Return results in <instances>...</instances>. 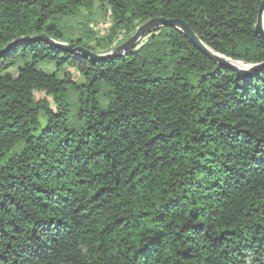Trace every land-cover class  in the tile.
I'll return each mask as SVG.
<instances>
[{
    "label": "trees",
    "instance_id": "1",
    "mask_svg": "<svg viewBox=\"0 0 264 264\" xmlns=\"http://www.w3.org/2000/svg\"><path fill=\"white\" fill-rule=\"evenodd\" d=\"M261 3L0 0V51L41 35L109 51L165 17L260 64ZM0 264H264V67L242 75L174 27L99 62L38 40L3 53Z\"/></svg>",
    "mask_w": 264,
    "mask_h": 264
},
{
    "label": "water",
    "instance_id": "2",
    "mask_svg": "<svg viewBox=\"0 0 264 264\" xmlns=\"http://www.w3.org/2000/svg\"><path fill=\"white\" fill-rule=\"evenodd\" d=\"M161 27H174L180 30L192 43H194V45L198 47L199 50L204 52L207 56L219 62L221 65L226 66L234 71H237L242 75L250 74L251 72L257 71L264 67V62L260 64H248L245 62H240L237 60L226 58L225 56L217 53L208 45H206L198 37V35L193 31V29L188 25L186 21L178 18L168 19L165 17L152 18L144 22L139 27H137L136 31L129 39H127L125 42L120 44L118 47H116L113 51L109 53L99 54L84 46L77 45L76 43L61 42L46 35H41L39 37L26 36L9 43L5 49H2L0 51V56L19 43L38 40V41H45L47 43L55 45L64 51L73 54H79L83 57L89 58L91 61L99 62L111 58L113 56H116L118 54H125L131 51L134 47H136V45L146 34ZM255 30L264 45V0H262V3L258 11Z\"/></svg>",
    "mask_w": 264,
    "mask_h": 264
},
{
    "label": "rangeland",
    "instance_id": "3",
    "mask_svg": "<svg viewBox=\"0 0 264 264\" xmlns=\"http://www.w3.org/2000/svg\"><path fill=\"white\" fill-rule=\"evenodd\" d=\"M72 23H74V21H72ZM111 24H112V22L110 21V19H107V17L102 18L101 16H99V18L93 24V29L104 35L108 32L109 28L111 27ZM120 44L115 45L109 51H104V50H101L98 48L97 53H99V54L109 53V52L113 51L116 47H118ZM39 67L42 68L43 70L47 71V72H50V73L55 71V66L51 65V64L50 65L41 64V65H39ZM16 69H17V67L11 68L8 70V72L14 73L16 71ZM65 71L70 72L71 75L73 76V78H75L76 81H78L79 83H84V78L82 77V75L79 73V71L77 69L65 67L64 71L60 73V77H63V74ZM43 96L44 95L42 93L38 94V97H43Z\"/></svg>",
    "mask_w": 264,
    "mask_h": 264
}]
</instances>
